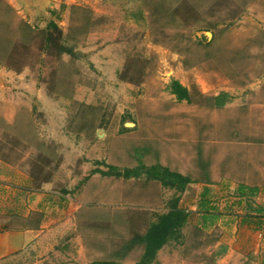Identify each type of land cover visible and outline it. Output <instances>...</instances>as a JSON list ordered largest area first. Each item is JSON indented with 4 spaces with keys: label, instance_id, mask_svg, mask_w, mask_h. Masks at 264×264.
I'll list each match as a JSON object with an SVG mask.
<instances>
[{
    "label": "rangeland",
    "instance_id": "obj_1",
    "mask_svg": "<svg viewBox=\"0 0 264 264\" xmlns=\"http://www.w3.org/2000/svg\"><path fill=\"white\" fill-rule=\"evenodd\" d=\"M50 22L66 52L46 49ZM1 71L0 157L83 205L54 248L0 264H135L144 245L132 239L175 198L191 212L208 182L223 208L239 181L264 178L253 171L264 164V0H0ZM162 167L193 181L165 186ZM196 221L152 264H236L222 258L227 238L251 253L254 233Z\"/></svg>",
    "mask_w": 264,
    "mask_h": 264
},
{
    "label": "crops",
    "instance_id": "obj_2",
    "mask_svg": "<svg viewBox=\"0 0 264 264\" xmlns=\"http://www.w3.org/2000/svg\"><path fill=\"white\" fill-rule=\"evenodd\" d=\"M0 76L4 77L3 71ZM254 149L260 153L264 151V146H256ZM256 165L253 171L260 178L264 176V164ZM54 184V180H50L35 186L27 172L0 157V260L31 248H54L48 239L63 229L62 219L65 216H74L83 205L78 199L72 198L70 191L56 188ZM203 184V190L199 193L200 200L191 208L188 221L194 214L201 227L218 224L234 233H254L255 242L253 241L251 253L246 251L250 245L246 240L233 244V239L231 238L230 242L227 238V249L222 258L225 256L224 260L230 262L229 257L239 255L236 264H264L263 258L260 257L264 251V210L260 211L264 206V198L261 197L264 178L255 182L239 181V188L253 186L256 192H237L230 196L224 193L222 199L226 204L223 208H218V199L211 194L213 184ZM227 184L229 183L226 182V186ZM68 199H71V202H68ZM234 205L236 208L232 209ZM251 254L254 256L253 260H249L248 256Z\"/></svg>",
    "mask_w": 264,
    "mask_h": 264
},
{
    "label": "trees",
    "instance_id": "obj_3",
    "mask_svg": "<svg viewBox=\"0 0 264 264\" xmlns=\"http://www.w3.org/2000/svg\"><path fill=\"white\" fill-rule=\"evenodd\" d=\"M28 31H32V27L25 24ZM56 33L58 35H56ZM62 36L61 29L57 26L55 22H50L45 30L46 38V49L50 48L51 45H57L59 47V52H66L63 45L58 44V38ZM170 90L179 100H190V92L186 86H184L179 80L174 79L170 84ZM113 167V166H112ZM97 172H102L103 174H110L103 170H96ZM129 171V169H127ZM126 171V175L129 173ZM162 183L165 186L175 187L179 191H184L187 185L193 180L180 172L171 171L167 167H162ZM116 175H121V172H116ZM247 186H240V193H245ZM250 193H255L256 189L254 187L250 188ZM179 198H175L169 209L160 214L158 218L153 221L146 232L143 235L135 236L131 244L136 242L144 245V251L140 258L135 262V264H152L155 262L158 252L170 241L178 240L182 237V229L187 224L189 220V211L180 207L178 204ZM264 210V206L260 208V211ZM130 244V246H131ZM90 264H118L112 260H96Z\"/></svg>",
    "mask_w": 264,
    "mask_h": 264
}]
</instances>
